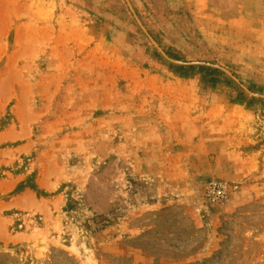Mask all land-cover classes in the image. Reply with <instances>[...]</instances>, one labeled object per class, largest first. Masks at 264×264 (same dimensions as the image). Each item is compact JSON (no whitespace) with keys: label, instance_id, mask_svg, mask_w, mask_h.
<instances>
[{"label":"rangeland","instance_id":"374dc122","mask_svg":"<svg viewBox=\"0 0 264 264\" xmlns=\"http://www.w3.org/2000/svg\"><path fill=\"white\" fill-rule=\"evenodd\" d=\"M21 1L0 0V29L4 19L8 28L0 31V182L8 170L14 179L24 173L42 152L62 168L88 162L78 171L87 180L81 190L61 185L46 218L0 211V235L6 217L12 235L0 240L11 255L0 264H264V97L218 68L202 79L198 66H210L168 60L125 0H45L72 4L78 23L92 26L103 61L40 59L36 41L51 31L33 25L22 33L20 24H53V16H11ZM129 2L168 57L221 65L264 94V0ZM28 39L34 47H21ZM38 105L44 114L30 127L35 149L14 157L17 142L1 139L4 127L14 111L35 115ZM150 105L157 126L145 112L132 128L127 116ZM28 176L34 181L31 172L18 183ZM211 179L237 188L212 203Z\"/></svg>","mask_w":264,"mask_h":264},{"label":"crops","instance_id":"0c3cea01","mask_svg":"<svg viewBox=\"0 0 264 264\" xmlns=\"http://www.w3.org/2000/svg\"><path fill=\"white\" fill-rule=\"evenodd\" d=\"M51 5L53 4H51L50 1L45 0H37L36 3L34 0H24L20 2L19 7H16L14 9L13 13H10L11 16L15 17H28L30 15L33 16L34 14L41 15L46 13L53 16V24L44 22V19L42 18H37L36 23L33 22V20H29V23L31 24L25 23L21 20L22 22L20 24V31L22 33H31L30 31H32L33 25H35L36 29L41 33L48 32L49 30L52 33L51 38L49 37L48 40L45 41L44 39L43 41H39L38 39L36 41V46L38 48H40L41 46L43 47V50H40V53H42L41 56H44L40 59L45 60V58H53L57 60L56 63L67 65L69 63L80 65L81 63H100L101 61H103L102 56L98 55V43L93 42L92 36L89 35V32L93 31L92 26H87L86 23H78L76 17V14H78V12L75 10V8H73L72 4H65L63 5V7L58 8L54 5L53 7H50ZM2 24L4 25H2V28L0 29L1 33L6 32L8 29L6 19H4V23L2 22ZM34 45L35 43L32 41V39H28L24 44L21 45V47H34ZM46 49H49V51H47L48 54L45 55ZM82 51H84L83 54ZM8 58L9 56H7V60ZM61 79H63V77ZM148 80L150 81V78ZM58 89L59 87L54 90L53 96L56 95ZM112 91L115 90L112 89ZM40 108L41 107L38 105L37 110H35V115H33L32 110V113L26 115H18L17 111H14L13 117L4 127V132L1 134V139L11 142H17L15 145H12L10 149V154H12L14 157L24 156L35 149V141L31 137L32 131L30 130V127H32V122H34L38 117L44 114V112ZM146 108L147 109L142 111V114H144L143 116L140 113L139 115L138 113H132L127 116L133 122L132 128L137 127L136 124L140 126L139 122L142 120L144 121V119L141 118L147 119L145 112L149 114V120H151L152 118V116L150 115L151 112H155L156 114V110L153 109L155 107L150 105ZM250 109L247 108L245 109V111L243 110V113L250 116V113L253 112V109ZM152 121L154 122V127H156L157 123L155 117L154 119L152 118ZM165 126L169 125H167L166 123ZM138 133L143 134L144 131ZM40 149L42 150L41 146H39L37 150L39 151ZM42 153L38 156L35 154L33 156L35 158L34 162L32 163V167L27 169L19 176H15V179L14 174H12L10 170L6 172L5 180L0 182V193H7L8 196L5 197V199L0 200V211L10 210L13 208L32 210L42 214L43 217L46 218L48 212L53 214L55 207L48 206V202L51 203L54 200H58L61 194L65 192L66 187L61 188V185L68 184L70 189L72 190L73 188L75 190H81L86 185V183H83V179L87 180V177L84 178L87 173L80 174L78 173V171L80 170L79 167L81 168V170H84V168L86 170L85 166L88 162H82L79 167L72 168L73 164L70 160V162L65 165L64 168H62L60 164H57L55 162L52 154L49 153L48 155H45V153ZM38 158L43 159L38 160ZM84 158L85 156L82 155V161L84 160ZM245 160L244 162L247 163L250 161V159ZM244 168H246L247 170L249 166H246ZM240 171L242 172V174L245 173V170L243 169ZM31 172H34V182L36 184V187L47 194L38 195L34 190L27 186H24L17 192H13V189L15 188L18 181L22 180L27 174ZM241 172L234 174V176L240 175ZM59 205L61 206L60 202L57 203V206ZM10 221V218H5L4 230L1 231L0 235L1 241L11 240L10 237H12V235L8 234L6 227Z\"/></svg>","mask_w":264,"mask_h":264},{"label":"water","instance_id":"95a60500","mask_svg":"<svg viewBox=\"0 0 264 264\" xmlns=\"http://www.w3.org/2000/svg\"><path fill=\"white\" fill-rule=\"evenodd\" d=\"M126 4L129 8V10L131 11L135 21L137 22L138 26L142 29V31L146 34V36L149 38V40L155 45V47L162 53V55L164 57H166L168 60L175 62V63H180V64H187V65H192V64H202V65H206V66H210V67H214V68H218L222 71H224L225 73H227L232 79H234L236 82L239 83V85L251 96H256V97H264V94H259V93H255L250 91L244 84L240 83L238 81V79L229 71L227 70L225 67L218 65V64H214V63H210V62H206V61H180V60H176V59H172L170 57H168L166 55V53L160 48V46L157 44V42L153 39V37L148 33V31L146 30V28L144 27V25L142 24V22L140 21L139 17L137 16V14L135 13L132 5L130 4L129 0H125Z\"/></svg>","mask_w":264,"mask_h":264},{"label":"built area","instance_id":"2783aa9c","mask_svg":"<svg viewBox=\"0 0 264 264\" xmlns=\"http://www.w3.org/2000/svg\"><path fill=\"white\" fill-rule=\"evenodd\" d=\"M236 188V183L223 179H211L206 185V197L212 203L223 201Z\"/></svg>","mask_w":264,"mask_h":264},{"label":"trees","instance_id":"16d2710c","mask_svg":"<svg viewBox=\"0 0 264 264\" xmlns=\"http://www.w3.org/2000/svg\"><path fill=\"white\" fill-rule=\"evenodd\" d=\"M200 68V71H202V79H204L203 77L205 76L206 72L207 73H213L215 74L216 71H218L217 69L215 68H211V67H205V66H198ZM188 68L190 69L191 66H188ZM250 99H253V98H250ZM24 186H27L29 188H31L32 190H34L38 195H41V194H47L45 193L44 191L38 189L36 187V184L33 180H31V176H28L26 178V181L25 182H21V183H18L15 188L13 189V192H17L19 190H21ZM3 255L5 256L7 259H11V255L8 253V252H4V251H0V256ZM5 264H10V262L8 263H5Z\"/></svg>","mask_w":264,"mask_h":264}]
</instances>
